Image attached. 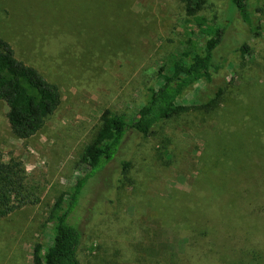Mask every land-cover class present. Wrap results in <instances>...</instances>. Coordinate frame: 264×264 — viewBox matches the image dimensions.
Returning <instances> with one entry per match:
<instances>
[{
	"label": "rangeland",
	"instance_id": "374dc122",
	"mask_svg": "<svg viewBox=\"0 0 264 264\" xmlns=\"http://www.w3.org/2000/svg\"><path fill=\"white\" fill-rule=\"evenodd\" d=\"M190 2L0 0V37L61 92L56 111L29 138L13 133L0 100V153L22 161L42 189L37 204L0 217V264H35V246L46 251L55 203L82 178L81 155L103 110L135 115L172 58L206 41L211 34L201 29L227 17L234 20L212 80L188 87L179 99L186 110L133 138L87 185L75 214L83 232L79 258L167 264L169 252L185 253L189 230H209L208 248L220 256L264 240V215L254 211L264 209V0L249 1L250 23L229 0H205L195 14L201 25L188 13ZM220 89L219 109L205 112L201 105ZM122 159L130 162L126 171Z\"/></svg>",
	"mask_w": 264,
	"mask_h": 264
},
{
	"label": "trees",
	"instance_id": "16d2710c",
	"mask_svg": "<svg viewBox=\"0 0 264 264\" xmlns=\"http://www.w3.org/2000/svg\"><path fill=\"white\" fill-rule=\"evenodd\" d=\"M249 1L229 0L245 23L251 22ZM204 2L205 0H191L187 6L188 13L196 16ZM196 19L200 25L204 24L203 17L196 16ZM233 20L234 18L227 17L225 22H217L215 26L201 29L203 33L211 34L209 38L200 45L193 42L188 49L172 58L170 67L162 69L167 71L163 73L162 82L149 89L147 103L135 115L128 117L111 109L103 110L100 125L81 155L83 176L68 192L58 197L51 214V220L55 223L52 241L43 254L40 253L41 245L35 246V264H81L79 248L83 232L75 219V214L87 185L117 159L125 145H131L133 138L139 135L147 136L160 121L187 109L179 103V99L188 87L202 81H211L213 73L221 67L215 55ZM240 50L247 51L248 45L242 43ZM223 94V89H220L211 100L201 105L205 112H216L224 100ZM0 100L5 102L8 123L19 138H29L36 134L42 129L47 117L53 114L61 103V92L57 84L49 81L35 66L19 59L11 43L2 37H0ZM121 166L123 171H126L130 166L129 160L122 159ZM41 193L42 189L32 182L22 161L18 159L6 161L0 153V217H5L26 205L37 204ZM260 200L252 199L254 202ZM260 203L264 204L263 201ZM246 205L248 206V202ZM249 206L251 209L250 203ZM254 211L258 215H264V209L260 207ZM179 232L178 229L175 233ZM189 232L191 233L187 238L189 246L185 244L183 246L185 253L169 252L167 264H201L213 258L227 264H258L261 260L264 261L262 239L245 241L244 249L240 248L234 257H229L220 256L208 248L211 243L209 230ZM203 242L205 246H200ZM188 247H191L190 250H187Z\"/></svg>",
	"mask_w": 264,
	"mask_h": 264
}]
</instances>
